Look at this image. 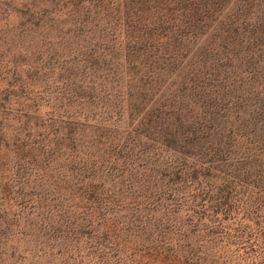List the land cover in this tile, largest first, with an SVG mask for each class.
<instances>
[{"label":"trees","instance_id":"trees-1","mask_svg":"<svg viewBox=\"0 0 264 264\" xmlns=\"http://www.w3.org/2000/svg\"><path fill=\"white\" fill-rule=\"evenodd\" d=\"M254 82L264 0H0V246L29 238L31 264H264L236 200L263 172L225 116Z\"/></svg>","mask_w":264,"mask_h":264},{"label":"rangeland","instance_id":"rangeland-1","mask_svg":"<svg viewBox=\"0 0 264 264\" xmlns=\"http://www.w3.org/2000/svg\"><path fill=\"white\" fill-rule=\"evenodd\" d=\"M240 100V104L229 107L225 112L227 134L232 133L234 147L231 150L241 161L249 158V162H253V171L263 173L255 177L260 183L254 189L253 196L247 194V185L239 188L237 216L244 220L254 219L251 226L247 221V226L250 231L259 232L264 231V146L258 138L264 134V90L256 82L248 84L241 90ZM12 240L0 246V264H31L30 239L12 237Z\"/></svg>","mask_w":264,"mask_h":264}]
</instances>
